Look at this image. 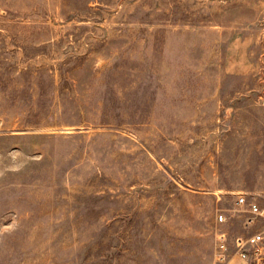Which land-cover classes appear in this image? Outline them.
I'll list each match as a JSON object with an SVG mask.
<instances>
[{"label":"rangeland","instance_id":"rangeland-1","mask_svg":"<svg viewBox=\"0 0 264 264\" xmlns=\"http://www.w3.org/2000/svg\"><path fill=\"white\" fill-rule=\"evenodd\" d=\"M233 191L264 204V0H0V264H213Z\"/></svg>","mask_w":264,"mask_h":264},{"label":"built area","instance_id":"built-area-1","mask_svg":"<svg viewBox=\"0 0 264 264\" xmlns=\"http://www.w3.org/2000/svg\"><path fill=\"white\" fill-rule=\"evenodd\" d=\"M236 212L241 215L242 232L229 233L220 229L215 233L213 264H264V204L249 198L245 192L233 191ZM227 221L220 210L216 223Z\"/></svg>","mask_w":264,"mask_h":264}]
</instances>
